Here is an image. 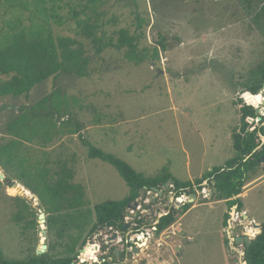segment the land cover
<instances>
[{"label": "rangeland", "instance_id": "rangeland-1", "mask_svg": "<svg viewBox=\"0 0 264 264\" xmlns=\"http://www.w3.org/2000/svg\"><path fill=\"white\" fill-rule=\"evenodd\" d=\"M261 2L264 0H254L256 6ZM86 3L0 0V41L33 26L49 27L55 36L76 38V21L88 16L95 19ZM250 6L245 0H106L98 19L110 33L136 29L139 15L149 20L145 44L158 47L159 61L135 66L122 55L107 52L106 62L98 60L94 65L101 64L102 71L92 78L51 79L35 88L29 98H0V143L10 140L3 134L5 126L20 115L22 107L36 104L59 87L80 100L84 108L75 112L85 127L82 134L98 149L148 177L167 168L182 182L201 179L234 157L232 135L240 127V107L234 103L243 99L245 84L264 63V35L253 22ZM114 19L119 22L116 27L109 24ZM89 54L94 55V51L89 49ZM7 79L0 76V83ZM256 100L263 102L259 114L264 116V90ZM94 107L104 117L100 124L94 122ZM24 151L33 162L44 164L48 159L49 167L58 161L68 162L75 174L74 183L84 189L86 212L131 195L111 165L88 157L78 135L59 137L46 147L26 144ZM0 173L7 178L1 168ZM196 193L192 204L197 206L185 215L184 208L178 209L176 222L158 236L151 227L156 220L154 213L167 209L168 200L159 201L151 213L146 208L135 210L143 220L138 233L144 234L142 242L125 241L135 228L134 215L128 209L125 232L101 228L90 235V230L85 231L86 249L95 248L87 250L75 264H244L245 245L231 242L226 232L230 237L248 235L250 229L256 231L255 236L259 234L256 226L264 224V162L242 194L243 210L239 213L243 217L233 220L231 229L224 226L228 206L225 201H212V186L204 183ZM18 197L27 205L18 202ZM141 198H148L145 191L138 200ZM41 213L45 210L36 196L24 187L13 191L0 181L2 255L23 260L38 255L42 245L53 244L56 249L49 254L62 255L64 242L48 234L46 223L38 219ZM114 235L117 238L111 240ZM135 249L139 252L134 253ZM123 253L127 254L122 258Z\"/></svg>", "mask_w": 264, "mask_h": 264}, {"label": "trees", "instance_id": "trees-1", "mask_svg": "<svg viewBox=\"0 0 264 264\" xmlns=\"http://www.w3.org/2000/svg\"><path fill=\"white\" fill-rule=\"evenodd\" d=\"M105 1L86 0V8L95 19L90 16L78 19L76 38L55 36L53 31L45 26L20 29L5 36L0 41V76H6L8 79L0 83V98H29L35 88L51 79L58 81L61 78H92L95 73L102 71L101 64L94 65L98 60L106 62L107 52H116L122 55L126 62L135 66L158 62V47L145 44V27L149 26V20L139 15L136 18V29L121 28L110 33L98 19V12ZM245 1L249 5L251 2L253 22L264 35V2L256 6L254 0ZM118 23L117 19L109 22L112 27H116ZM89 49L94 51V55L89 54ZM245 88L246 92L253 95L246 97V100L257 102L256 99L264 88V63L254 79L245 84ZM234 104L240 107V127L232 135L234 157L224 166L213 169L194 182L177 180L167 168L153 177H148L137 172L125 161L92 145L84 138L82 131L85 127L79 122L75 112L77 108L82 110L84 107L79 99L59 87L36 104L22 107L20 115L5 126L3 134L9 136L10 140L0 143V168L7 178L23 185L19 184L10 188L11 190L18 192L20 187H24L39 199L45 210L48 234L57 241L64 242V251L60 257L51 256L49 252L56 249L53 244L48 246L45 253L35 254L23 260L10 259L0 253V264H75L79 259H83L81 250L87 247L86 241H83L85 231L90 230V235L101 228L125 232L124 218L129 205L141 196L142 190H161L168 181L175 186L178 195L183 191L194 195V187L201 189L204 183L211 185L214 193L212 201H225L228 206V213L224 216V226L227 227L229 210L235 206L237 212L243 210L240 196L251 178L258 174L260 160L264 156V116L259 114V108L247 105L244 99ZM92 111L94 122L100 124L104 117L95 107ZM74 135H78L88 149L90 159L101 160L118 172L131 189L129 197L96 205L92 212H86L88 203L84 189L74 183L75 174L68 162L58 161L55 167H49L48 159L44 164L41 161L33 162L24 151L26 144L46 147L59 137ZM16 200L26 204L25 200L19 197ZM192 206L193 204L182 206V214L187 213ZM177 213L178 210L171 209L170 213L152 228L153 232L158 236L167 230L176 222ZM21 214L19 218H22ZM44 241L43 237L42 242ZM135 244L136 242H132V245ZM126 254L123 253L122 258ZM113 256L116 257L117 254L114 253ZM244 261L247 264H264V224L262 232L249 246H245Z\"/></svg>", "mask_w": 264, "mask_h": 264}, {"label": "built area", "instance_id": "built-area-1", "mask_svg": "<svg viewBox=\"0 0 264 264\" xmlns=\"http://www.w3.org/2000/svg\"><path fill=\"white\" fill-rule=\"evenodd\" d=\"M197 188L198 187H194V190H195V196L197 198V195L199 193H196L197 192ZM145 194H147L148 198L145 199L144 201H142V198L141 199H137L134 203L137 202L138 206L136 208V211L138 210H141V209H144L146 208V212L147 213H151V210L157 205V203L163 199H167L168 200V205H167V209L164 207L162 209H160V211L157 213L155 212L154 215L156 216V220L155 222L153 223V226L151 227H154L156 226L160 219L164 216H167L171 209H181L182 206H184L185 204H188V199L190 196V194H188V192L186 191H183L181 195H178V191L176 190L175 186L173 184H170L168 189H164L162 188L161 190H154V191H145ZM206 195V194H205ZM207 198V197H205ZM142 201V202H141ZM134 203H131V205H134ZM148 205V206H146ZM128 210H130L133 214L131 215H134V218L133 220L135 221V228H133L131 230V233L133 234L130 238H129V235H127V237H125V241L127 244H129V240L133 241L136 240L137 242H142V236H144L143 232L142 234H138L139 231H140V226H142V223L140 222H143V220L141 218H138L137 217V214L135 213V210L133 209H129L128 207ZM246 214V213H245ZM244 214V215H245ZM240 217H243V214H240L239 212L236 213L235 215V220L236 219H240ZM136 228H139L136 229ZM120 241L122 242L123 240L120 239ZM136 245H138L136 243ZM131 249V247H128V249Z\"/></svg>", "mask_w": 264, "mask_h": 264}, {"label": "water", "instance_id": "water-1", "mask_svg": "<svg viewBox=\"0 0 264 264\" xmlns=\"http://www.w3.org/2000/svg\"><path fill=\"white\" fill-rule=\"evenodd\" d=\"M263 90H264V88H263ZM262 92H263V91H262ZM262 92H261V93H262ZM246 97H253V95H252L250 92H247L246 94L243 95V99L246 100ZM246 101H247V100H246ZM246 103H247V105L253 106L254 108H257V109L259 108L260 105H263V102L260 103V104H258L257 102H253V103H252V102H248V101H247ZM258 111H259V110H258ZM260 161H261V162H264V156L261 158ZM0 181H1V182H5V184H6L9 188H13V187H16V186L19 185V183H18L17 181L12 180V179H10V178H6L5 175L2 174V173L0 174ZM170 184H172L171 181L166 182L163 188H164V189H168V187H169ZM144 191H145V190H142V191H141V194H143ZM213 196H214V193H213ZM205 199H207V198H205ZM196 200H197L196 196H195V195H192V196L189 197L188 202H189L190 204H192V203H194ZM137 206H138L137 202L134 203V205H131V204H130V205H129V209L136 210ZM236 213H237V206L233 207V208H232V211H231V213H230V217H231V218H230V220L228 221V226H229L230 229L233 227V226H232V222H233V220H235V215H236ZM245 217H247L246 214H245ZM39 221H40L41 224H45V223H46V215H45V213H41V214L39 215ZM256 227L259 229V234H260V233L262 232V227H261V226H256ZM126 229H127V225H126V227H125L124 230H126ZM42 234L45 235V234H46V231H42ZM259 234H258V235H259ZM116 238H117V236L114 235V237L111 238V240H115ZM255 238H256V236H255L254 238H251L249 235H244V236H236V235H234L233 237H229V239L231 240V242L236 243V244H238V245H245V246H249L250 243H251V241H252L253 239H255ZM93 243H94V242L91 241V245H93ZM47 248H48V247H47L46 245H42L41 250H40V251H37L38 255H39V254H43V253H45L46 250H47ZM230 250H231V249H230ZM85 251H86V248L83 249V250H81V256L84 255ZM138 252H139V249H135V250H134V253H138ZM242 255L245 257V252H243ZM132 257H133V255H131V258H132ZM244 264H247V262L244 261Z\"/></svg>", "mask_w": 264, "mask_h": 264}, {"label": "bare ground", "instance_id": "bare-ground-1", "mask_svg": "<svg viewBox=\"0 0 264 264\" xmlns=\"http://www.w3.org/2000/svg\"><path fill=\"white\" fill-rule=\"evenodd\" d=\"M256 101H257L258 104L261 103L259 100H256ZM253 230H254V229H253ZM253 230L250 229V230L248 231V235H250V236H252V237L255 236L256 231H253ZM94 248H95V246L93 245L92 248H87L86 251H87V250L94 249ZM86 251H85V253H86ZM85 253H84V254H85Z\"/></svg>", "mask_w": 264, "mask_h": 264}, {"label": "crops", "instance_id": "crops-1", "mask_svg": "<svg viewBox=\"0 0 264 264\" xmlns=\"http://www.w3.org/2000/svg\"><path fill=\"white\" fill-rule=\"evenodd\" d=\"M250 184V183H249ZM244 197V195H241L240 196V198L242 199ZM197 205H193L192 207H191V209H193V208H195ZM191 209H189V210H191ZM231 212H229V214H230ZM186 214V213H185ZM184 214V215H185ZM246 215H248L249 216V214L247 213V211H246ZM183 216V215H182ZM229 221V220H228ZM228 228H229V226H227ZM230 229V228H229ZM226 234H227V237L229 238L230 236H228V235H230V232H226Z\"/></svg>", "mask_w": 264, "mask_h": 264}, {"label": "flooded vegetation", "instance_id": "flooded-vegetation-1", "mask_svg": "<svg viewBox=\"0 0 264 264\" xmlns=\"http://www.w3.org/2000/svg\"><path fill=\"white\" fill-rule=\"evenodd\" d=\"M230 218H231V217H230ZM229 220H230V219H229ZM234 235H236V236H240L239 234H234ZM234 235H233V236H234ZM235 244H236V243H235ZM226 245L228 246V250H229V251H232V250H230V249H231V247H230V244H229V242H227V244H226Z\"/></svg>", "mask_w": 264, "mask_h": 264}]
</instances>
